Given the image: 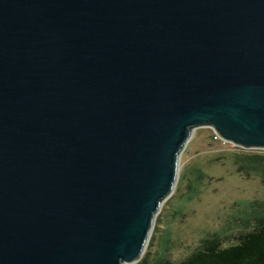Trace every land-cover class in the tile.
Listing matches in <instances>:
<instances>
[{
	"label": "water",
	"instance_id": "obj_1",
	"mask_svg": "<svg viewBox=\"0 0 264 264\" xmlns=\"http://www.w3.org/2000/svg\"><path fill=\"white\" fill-rule=\"evenodd\" d=\"M264 149V0H0V264H135L194 129Z\"/></svg>",
	"mask_w": 264,
	"mask_h": 264
},
{
	"label": "rangeland",
	"instance_id": "obj_2",
	"mask_svg": "<svg viewBox=\"0 0 264 264\" xmlns=\"http://www.w3.org/2000/svg\"><path fill=\"white\" fill-rule=\"evenodd\" d=\"M214 133L209 126L194 129L181 156L177 185L154 225L148 246L173 262L187 257L209 235L220 234L227 244L235 243L253 222L245 225L243 218L264 215L262 177L239 172L234 163L235 154L264 149L243 148ZM249 203L256 209H247Z\"/></svg>",
	"mask_w": 264,
	"mask_h": 264
},
{
	"label": "trees",
	"instance_id": "obj_3",
	"mask_svg": "<svg viewBox=\"0 0 264 264\" xmlns=\"http://www.w3.org/2000/svg\"><path fill=\"white\" fill-rule=\"evenodd\" d=\"M214 136L219 138L216 132ZM234 163L237 171L255 172L264 181V153L235 154ZM249 206L256 209L255 204L249 203L247 209ZM250 221H253L251 228L236 236L235 243L227 244V239L220 234L209 235L196 250L178 262L156 255L148 246L135 264H264V215L243 218L245 225Z\"/></svg>",
	"mask_w": 264,
	"mask_h": 264
}]
</instances>
